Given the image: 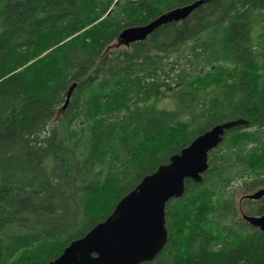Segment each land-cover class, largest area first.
Here are the masks:
<instances>
[{"label":"trees","instance_id":"16d2710c","mask_svg":"<svg viewBox=\"0 0 264 264\" xmlns=\"http://www.w3.org/2000/svg\"><path fill=\"white\" fill-rule=\"evenodd\" d=\"M197 1L0 0V264L57 259L144 177L235 120L247 125L167 204L168 241L144 264H264V232L232 200L239 180L264 187V0H207L118 45ZM250 204L264 215V198Z\"/></svg>","mask_w":264,"mask_h":264},{"label":"water","instance_id":"95a60500","mask_svg":"<svg viewBox=\"0 0 264 264\" xmlns=\"http://www.w3.org/2000/svg\"><path fill=\"white\" fill-rule=\"evenodd\" d=\"M203 1L190 7L163 14L143 28L122 32L119 46L146 40L160 27L187 19ZM243 120L218 124L198 136L180 153L172 156L169 163L146 176L126 195L113 213L102 223L92 228L80 240L71 242L63 253L48 264H144L152 262L168 241L166 207L185 194V183L192 180L200 183L209 169V154L224 140V133L244 125ZM264 197V189L248 195L250 200ZM243 219L264 232V215L247 216Z\"/></svg>","mask_w":264,"mask_h":264},{"label":"rangeland","instance_id":"374dc122","mask_svg":"<svg viewBox=\"0 0 264 264\" xmlns=\"http://www.w3.org/2000/svg\"><path fill=\"white\" fill-rule=\"evenodd\" d=\"M169 103L166 101V102H163L161 103V107H168ZM62 111H60L61 113ZM251 149V147H249V150ZM260 190H255V191H252V192H245V186H244V183L239 180L237 181L234 186H233V189H232V196H233V201H235V203L237 204V210L239 212V217L241 219L242 218V214H246V215H252V216H255L253 214H250V207H252L254 204H250V200L248 199H245L243 201V203L241 204V199L242 197L246 196V195H250V194H253V193H256ZM239 219V218H238Z\"/></svg>","mask_w":264,"mask_h":264},{"label":"bare ground","instance_id":"6f19581e","mask_svg":"<svg viewBox=\"0 0 264 264\" xmlns=\"http://www.w3.org/2000/svg\"><path fill=\"white\" fill-rule=\"evenodd\" d=\"M201 1H203V3L200 4L198 7H200L201 5H203L207 0H200V1H197V2H195V3H198V2H201ZM195 3H193V4H195ZM193 4L188 5V6H185V7L176 8V9H174V10L187 8V7L192 6ZM198 7H197V8H198ZM197 8H196V9H197ZM196 9H195V10H196ZM174 10H172V11H174ZM195 10H194V11H195ZM161 16H162V15H161ZM161 16H160V17H161ZM160 17H158V18H160ZM158 18H157V19H158ZM157 19H155V20H157ZM155 20H154V21H155ZM154 21H152V22H154ZM152 22H151V23H152ZM151 23H149V24H147V25H144V26L132 27V28H128V29H135V28H143V27H147V26H149ZM126 30H127V29H126ZM126 30H124V31H126ZM124 31H123V32H124ZM142 41H145V40H142ZM142 41H137V42H134V43H138V42H142ZM134 43H131V44H134ZM127 47H129V46H127ZM72 90H73V88L69 91V95H68L67 100H66V103H65V105H64V107H63V111H65V109H66V107H67V105H68V103H69V101H70V97H71ZM176 107H177V106H176ZM175 111H176V110H175ZM74 117H75V115H74ZM244 122H245L244 125H240V126H238V127H241V126H245V125H247V122H246V121H244ZM235 128H236V127H235ZM232 129H234V128H231V129H229V130H226L225 133H224V137H225V135H226V132H228V131H230V130H232ZM64 131H65V130H64ZM77 133H78V132H77ZM197 138H198V137H197ZM79 139H80V138H79ZM194 140H195V139H194ZM194 140H193V142H194ZM223 141H224V140H223ZM193 142H192V143H193ZM192 143H191V144H192ZM191 144H190V145H191ZM190 145H189V146H190ZM218 147H219V146H218ZM218 147H217V148H218ZM186 148H187V147H186ZM217 148H216V149H217ZM214 150H215V149H214ZM219 150H220V149H219ZM175 155H176V154H175ZM173 156H174V155H173ZM208 164H209V161H208ZM209 167H210V166H209ZM144 178H145V177H144ZM141 182H142V181H141ZM127 195H128V194H127ZM124 197H125V196H124ZM124 197H123V198H124ZM123 198H122V199H123ZM180 203H181V202H180ZM262 216H263V215H262ZM80 239H81V238H80ZM80 239H77V240H80ZM75 241H76V240H75ZM73 242H74V241H73Z\"/></svg>","mask_w":264,"mask_h":264},{"label":"flooded vegetation","instance_id":"af4514ba","mask_svg":"<svg viewBox=\"0 0 264 264\" xmlns=\"http://www.w3.org/2000/svg\"><path fill=\"white\" fill-rule=\"evenodd\" d=\"M262 188H264V187H262ZM262 188H260V189H262ZM260 189H258V190H260ZM256 191H257V190H256ZM244 197H246V198H244ZM244 197H242V199H241V202H240L241 204L243 203V201H244L245 199H248V198H247V195L244 196ZM263 198H264V197H262L260 200H262ZM260 200H259V201H260ZM257 202H258V201H257ZM242 215H243V214H242Z\"/></svg>","mask_w":264,"mask_h":264}]
</instances>
